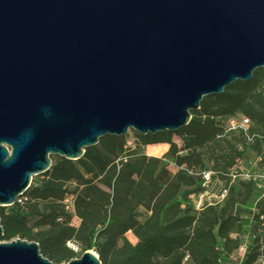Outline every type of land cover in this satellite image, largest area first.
I'll return each instance as SVG.
<instances>
[{
	"label": "water",
	"instance_id": "obj_1",
	"mask_svg": "<svg viewBox=\"0 0 264 264\" xmlns=\"http://www.w3.org/2000/svg\"><path fill=\"white\" fill-rule=\"evenodd\" d=\"M264 77V0H0V209L47 158L170 135L199 100ZM0 264H48L31 243ZM65 264H97L89 252Z\"/></svg>",
	"mask_w": 264,
	"mask_h": 264
},
{
	"label": "trees",
	"instance_id": "obj_2",
	"mask_svg": "<svg viewBox=\"0 0 264 264\" xmlns=\"http://www.w3.org/2000/svg\"><path fill=\"white\" fill-rule=\"evenodd\" d=\"M199 104L212 111L214 118L236 116L264 131V79L259 71L242 85H229L219 96L200 99ZM187 117L185 127L173 134L134 139L140 148L165 147V157L176 170L186 171L189 161L198 165L194 151L200 149L214 168L228 170L239 157L236 146L242 149L240 135L223 134L211 120H199L194 113ZM171 136L182 139V158L175 157ZM123 145L124 138H101L93 148L82 150L78 161H60L40 175L39 184L28 185L20 196L25 201L21 207L0 209V243H31L48 264L72 259L63 248L66 243H72L79 256L93 254L97 264H169L174 257L178 264L184 256L188 264H214L215 241L221 242L225 257L234 251L236 243L227 240L233 225L221 219V212L216 215L203 209L194 218L187 217L186 198L198 193L191 177H184V171L167 177L161 160L136 157L123 161ZM83 177H91L94 185L65 192V185L77 186ZM240 188L245 200L250 186ZM69 197L75 229L66 226L68 217L59 205ZM136 209L147 214L141 225L132 219ZM125 234L133 239L132 245L122 239ZM254 251L245 254L239 264L250 263Z\"/></svg>",
	"mask_w": 264,
	"mask_h": 264
},
{
	"label": "rangeland",
	"instance_id": "obj_3",
	"mask_svg": "<svg viewBox=\"0 0 264 264\" xmlns=\"http://www.w3.org/2000/svg\"><path fill=\"white\" fill-rule=\"evenodd\" d=\"M264 79V77H263ZM196 116V118L200 119H209L213 123V125L217 128L219 132H222L226 129V120L225 119H218L213 117V112L210 111L208 108H206L203 105H198L195 112H193ZM236 117L234 116L233 119L235 120ZM240 119V118H239ZM246 130L248 133L258 139V141H254L250 144L243 143L242 149H240L238 146H236V153L239 154V157L236 159V161L239 162L240 170L239 172L247 175L249 179L252 181L253 188L249 189V195L246 197L245 200L242 199L244 192L241 190L240 187L244 186L245 183L242 180L235 179L231 182V185L227 189V195L225 199L214 207H208L204 209H211L213 210V213L217 215V213L221 212V219L222 220H229V212L232 210V208H247V206L251 203H256L258 206H264V131L260 128H254L249 123H247ZM124 138V145L122 150V160L127 161L130 158H136V157H143L145 159L150 160H161L165 173L167 177H172V175L176 172H185L184 177H191L196 182V176L201 173H209V174H219L223 175L225 171H220L219 168H214L212 162H208L210 159L206 156V153L204 149L196 150L194 151V157H197V161L199 162L198 165L193 163V161H189V167L186 169V171L181 168L179 170L174 169L172 164L168 161V158L165 157V153L167 149L165 147H158L155 153H149L147 148H140L138 146L137 141L134 139V135H132L129 132H126ZM182 139L179 137L171 136L169 138L170 145L173 146L174 151L176 153V158H182L185 155L184 145L182 143ZM157 148V147H156ZM48 161V167L51 168L53 165H58L61 161L60 159L53 157V158H47ZM99 173L95 172V177H98ZM42 180V178L34 177L30 178L29 180V186L30 185H37ZM81 182L74 186L73 184L69 183L68 185L64 186L65 192L69 193L72 190H74L75 187L82 188L87 185H94V182L91 181V177H83L80 180ZM219 182L221 184H224V180L222 178L219 179ZM187 202V201H186ZM211 202L205 201L204 198H202L201 202L199 203L200 207L203 205H211ZM188 205V211H187V217L194 218L196 214L200 212H194V209L196 208V201L190 200V203L187 202ZM195 207V208H194ZM238 210V209H237ZM71 213V212H70ZM66 215V214H65ZM68 217V220L66 221V226L70 229L76 228V222L71 217L70 214L66 215ZM147 218V214L139 209H136L132 213V219L135 223L138 225H141L144 219ZM230 237L233 238L234 242L238 245L241 244L244 241V234L243 231L240 228H237L233 226L232 230L228 233ZM122 239L130 246L133 244V239L130 238L127 234L123 235ZM3 244V243H0ZM64 248V246H63ZM253 246L250 244L245 243L244 249L246 252H249V255H252L253 252ZM65 249V248H64ZM72 259L77 260L78 258V251L75 247V250L73 253ZM93 255V254H92ZM232 259L229 261H224L221 264H231ZM64 264V263H61ZM169 264H177L176 263V257L169 263ZM182 264V263H178ZM184 264H188L187 262Z\"/></svg>",
	"mask_w": 264,
	"mask_h": 264
},
{
	"label": "built area",
	"instance_id": "obj_4",
	"mask_svg": "<svg viewBox=\"0 0 264 264\" xmlns=\"http://www.w3.org/2000/svg\"><path fill=\"white\" fill-rule=\"evenodd\" d=\"M226 129L223 131V134L238 133L242 139L243 143L250 144L254 141H258V139L248 133L246 130L247 122L246 120H242L236 118H229L226 120ZM240 166L239 162L234 160L232 162L231 167L225 171L223 175L219 174H209V173H201L196 177L197 184V194L188 196L186 201L190 203V200L196 201V208L194 212H200L204 208L214 207L220 204L227 195V189L231 185V182L235 179L244 181L245 185L248 184L250 189L253 188L252 181L249 177L241 172H239ZM222 178L224 180V184L219 182V179ZM202 198L205 201L211 202L212 204L203 205L200 207L199 203ZM25 201L22 198L16 199L12 205L19 208L21 207ZM70 203L71 199L64 198L60 203L61 211L64 214H70ZM238 209V210H237ZM229 221L232 222V225L240 228L243 231L244 241L241 244H236V247L232 253H230L227 257L224 256V252L220 249L221 242L215 241V244L212 248V251L215 253L214 264H221L223 261H229L232 259L231 264H239L242 260V257L248 252L244 249V244H250L255 249V257L248 264H264V206H258L256 203H251L247 206V208H232L229 212ZM57 222V221H55ZM227 240L231 243L234 242L233 238L229 235L227 236ZM64 248L68 253H73L75 250V246L72 243L64 244ZM187 262L186 257L184 256L181 260V263L184 264Z\"/></svg>",
	"mask_w": 264,
	"mask_h": 264
},
{
	"label": "bare ground",
	"instance_id": "obj_5",
	"mask_svg": "<svg viewBox=\"0 0 264 264\" xmlns=\"http://www.w3.org/2000/svg\"><path fill=\"white\" fill-rule=\"evenodd\" d=\"M157 147V148H156ZM156 147H150V148H147L149 151V153H155L156 150L158 149V147H162V146H156Z\"/></svg>",
	"mask_w": 264,
	"mask_h": 264
}]
</instances>
